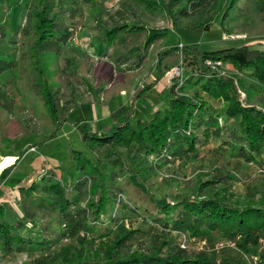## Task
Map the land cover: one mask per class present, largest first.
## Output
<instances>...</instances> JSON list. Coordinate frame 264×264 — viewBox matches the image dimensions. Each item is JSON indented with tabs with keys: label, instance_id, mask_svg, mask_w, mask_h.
I'll return each mask as SVG.
<instances>
[{
	"label": "trees",
	"instance_id": "1",
	"mask_svg": "<svg viewBox=\"0 0 264 264\" xmlns=\"http://www.w3.org/2000/svg\"><path fill=\"white\" fill-rule=\"evenodd\" d=\"M212 1L112 0L109 7L114 12L107 19L100 6L95 7L93 18L103 29L99 41L104 51L114 46L120 50L115 59L133 57L141 62L169 28L144 22L149 16L164 15L171 24L187 29H208L220 19L225 30L228 18L264 10V0H223L214 13L205 12ZM64 4L29 0L33 22L28 29L12 31L13 37L20 31L31 33L37 61L43 51L66 49L72 40L76 26L58 19ZM236 4L239 11L232 9ZM74 9L64 17L71 19ZM137 9L144 10V20ZM181 18L189 19L185 26L180 25ZM144 31L143 51L138 53L139 47L130 43ZM14 48L8 57L0 56V73L18 64ZM206 58L231 63L235 71L222 72L220 66L207 65ZM179 63L182 78H173L158 90L166 71ZM36 68L42 100L55 125L37 133L23 124V134L10 138L5 146L0 143V156L15 158L0 171L2 252L42 250L30 264H264V176L251 179L238 192L232 188L237 175L229 166L217 165L214 172L194 174L191 195L164 201L155 195L163 166L204 155L202 149L211 138L217 141L214 150L229 155L236 164L253 162L264 168V97L260 91L264 42L214 49L183 40L165 43L156 52L150 81L140 82L126 98L109 104L105 114L97 112L91 101L78 102L67 111L65 121H59V89L47 82L41 65ZM241 73L253 79L246 80ZM72 137L81 146L73 144ZM31 147L36 151L30 154ZM27 154L30 158L40 154L46 161L38 167L33 163L29 169L17 168ZM125 209L152 222L153 234L142 246L131 239L148 229L126 219ZM38 218L42 220L39 232H25L26 223ZM170 232L177 235L176 242L168 237ZM183 233L194 239L205 237L209 244L233 239L235 247L218 251L183 247ZM66 235L74 236V241L52 250L50 245Z\"/></svg>",
	"mask_w": 264,
	"mask_h": 264
},
{
	"label": "rangeland",
	"instance_id": "2",
	"mask_svg": "<svg viewBox=\"0 0 264 264\" xmlns=\"http://www.w3.org/2000/svg\"><path fill=\"white\" fill-rule=\"evenodd\" d=\"M19 1L0 0V24L3 25L4 30L6 29L5 34H3L2 28H0V56L8 57L15 47L13 52L18 61L17 65L0 73V143L3 146L10 143V138L19 136L26 131L23 124H28L29 128L37 133L47 132L55 125L42 100L41 89L36 80L37 65H41L47 77V82L52 87L59 89L57 93L59 98V121H65L67 111L78 102L91 101L94 103L97 112L104 114L108 111L109 104H116L118 98H126V95L132 92L140 82L150 81L154 73L156 52L165 43L170 44L183 40L185 42H197L202 49H214L239 42L254 44L255 42H264V10L250 11L245 16L236 15L233 18H228L224 23L225 30L220 25V19H216L208 29H187L171 24L164 15L159 14L155 19L149 16L144 22L152 26L168 25V32L164 38L156 39L148 48L146 56L141 62L138 58L136 60L133 57L128 60H119V58L115 59L114 57L116 52L120 51L118 48L116 50V47L113 46L104 51L105 47L99 41L103 29L97 25L93 18L95 7L100 6L102 17L107 19L111 14L109 12H114L109 7L112 0H67L66 2L65 0H59L64 2L65 6H61L63 9H60L58 19L72 22L76 26V31L73 33L72 40L68 43L66 49H61L58 52L45 50L40 54L37 61L33 52V36L31 33L24 34L20 31L15 37L12 35V31L16 26L19 28L25 26L28 29V24L33 22V18L30 19L28 13L30 11L29 0H21V5L17 9L18 20H16L15 13H11L10 9L15 7L14 4H18ZM222 1L214 0L210 2L204 11L214 13ZM237 5L233 6L234 11H239V8L236 9ZM250 5H252V2L249 3ZM73 7L75 9L71 19H66L64 16L68 15V11ZM136 11L141 14L139 15L141 18L142 14H145L143 9H137ZM127 13L131 17V12L128 11ZM142 20L144 19L142 18ZM188 20L181 18L179 20L180 25L185 26ZM241 33L245 34L246 37L238 38L234 35ZM144 34L145 31L138 40L130 43L139 47L138 53L143 51L141 40ZM136 61L139 62V66ZM221 67L225 71H235L233 65L228 62H222ZM241 76L246 80L253 79L248 74L241 73ZM172 81L173 78H170L169 71H166L158 82V86H168ZM260 91L264 97V87ZM242 94H244L243 91ZM64 136L66 135L64 134ZM69 140L73 144L81 146L78 138L72 137ZM216 142V138H211L202 149L204 155L198 158L176 160L174 163L163 166L162 178L156 184L155 195L161 201L182 195H191V187L195 181L194 174L197 171L214 172L215 168L218 167L217 165L229 166L237 175L232 188L238 192H243L245 184L251 179L264 176V174H261L264 172L259 171L258 167L256 168L253 164L245 162L236 164L235 159H232L229 155L216 152L214 150ZM35 151L36 149L29 150L30 154ZM52 152L51 150L50 154ZM28 154L20 161L17 168L29 169V165L31 166L33 163L38 167L46 161L40 154L39 156L36 154L33 158H30ZM4 157L0 156V171L15 159L11 157L4 159ZM48 157L52 156L48 155ZM257 171L261 173H257ZM177 180H179L178 184ZM124 215L126 219L133 220V225L148 229L147 232L137 234L131 239V242H135L137 245H144L150 234H153L151 233L152 222L143 221L141 215H137L131 209H125ZM41 222L42 220L39 218L29 220L24 226V231L39 232ZM168 237L177 241L175 232H170ZM73 241L74 236L66 235L60 237L57 243L50 246L53 250ZM188 250L191 251L189 248ZM226 251L222 250L221 253ZM229 251L234 252L235 250L231 249ZM41 252L40 249L35 251L14 249L8 253L0 250V264H30Z\"/></svg>",
	"mask_w": 264,
	"mask_h": 264
},
{
	"label": "built area",
	"instance_id": "3",
	"mask_svg": "<svg viewBox=\"0 0 264 264\" xmlns=\"http://www.w3.org/2000/svg\"><path fill=\"white\" fill-rule=\"evenodd\" d=\"M234 35L238 38L246 37V35L243 33L234 34ZM234 35H231V36H234ZM224 37H226V36L224 35ZM178 45L181 46L182 42H179ZM205 63L211 67L220 66L221 71L222 72L225 71L221 67V63H222L221 60H214L211 58H206ZM168 71H169V76L171 79L172 78H180V79L182 78V65H181V63L172 66ZM30 149H34V148L31 147ZM258 170L264 172V168L260 167V168H258ZM180 245L183 247L191 246L192 248H195V249H214V250L218 251L225 246L235 247V240H233V239H217L212 244H209V242L207 241V239L205 237L199 238V239H194V238H191L190 236H188L187 234L183 233ZM252 258H253V260H256L257 255L252 256Z\"/></svg>",
	"mask_w": 264,
	"mask_h": 264
},
{
	"label": "crops",
	"instance_id": "4",
	"mask_svg": "<svg viewBox=\"0 0 264 264\" xmlns=\"http://www.w3.org/2000/svg\"><path fill=\"white\" fill-rule=\"evenodd\" d=\"M7 1H10V0H7ZM21 0L19 1V3L18 4H14L15 5V7H13V8H11L10 9V11H11V13H15V15H16V20H18V10L17 9H19V7H20V5H21ZM12 25V24H11ZM16 28H19L18 26H16ZM15 28V29H16ZM159 84H157V89L159 90V89H161V87L162 86H158ZM223 104H221V106H222ZM108 108V107H107ZM105 114V113H104ZM7 156H9V155H7ZM8 158H10V157H4V159H8ZM252 164H253V166H255L256 168H257V165L256 164H254L253 162H252Z\"/></svg>",
	"mask_w": 264,
	"mask_h": 264
}]
</instances>
